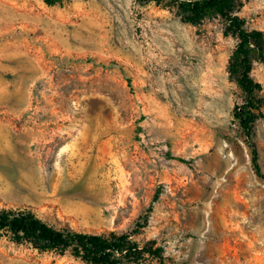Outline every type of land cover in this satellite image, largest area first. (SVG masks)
I'll use <instances>...</instances> for the list:
<instances>
[{
    "label": "rangeland",
    "instance_id": "rangeland-1",
    "mask_svg": "<svg viewBox=\"0 0 264 264\" xmlns=\"http://www.w3.org/2000/svg\"><path fill=\"white\" fill-rule=\"evenodd\" d=\"M0 0V209L56 229L125 232L149 213L166 264H264V105L250 143L232 112L239 39L170 4ZM236 14L264 33V0ZM262 86L264 61L252 59ZM184 160L185 162H181ZM158 194V200L153 202ZM0 264H85L0 234Z\"/></svg>",
    "mask_w": 264,
    "mask_h": 264
},
{
    "label": "trees",
    "instance_id": "trees-1",
    "mask_svg": "<svg viewBox=\"0 0 264 264\" xmlns=\"http://www.w3.org/2000/svg\"><path fill=\"white\" fill-rule=\"evenodd\" d=\"M54 5L55 0H46ZM140 5L170 4L186 23L198 24L211 14L227 23V30L236 34L239 43L231 59L229 70L238 77V85L245 99L235 106L232 116L248 139L253 153V164L260 173L257 148L254 143L255 124L264 105L261 84L251 77L252 59L264 61V33L247 30L236 13L243 7L242 0H136ZM185 162L184 160H180ZM158 200V194L153 202ZM140 216L125 232L86 233L70 228L56 229L43 221L30 207L0 209V234L10 236L16 244H28L40 254L53 253L72 256L85 264H166L165 249L156 239L141 240L148 227L149 213Z\"/></svg>",
    "mask_w": 264,
    "mask_h": 264
}]
</instances>
